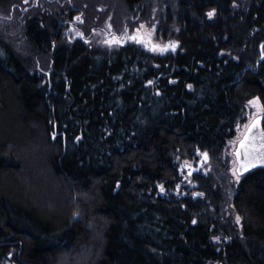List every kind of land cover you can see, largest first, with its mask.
<instances>
[{
    "label": "trees",
    "instance_id": "trees-1",
    "mask_svg": "<svg viewBox=\"0 0 264 264\" xmlns=\"http://www.w3.org/2000/svg\"><path fill=\"white\" fill-rule=\"evenodd\" d=\"M66 1L0 0V264H264V167L234 186L224 154L264 102V0H117L130 24L167 5V54L68 43Z\"/></svg>",
    "mask_w": 264,
    "mask_h": 264
},
{
    "label": "rangeland",
    "instance_id": "rangeland-1",
    "mask_svg": "<svg viewBox=\"0 0 264 264\" xmlns=\"http://www.w3.org/2000/svg\"><path fill=\"white\" fill-rule=\"evenodd\" d=\"M73 0H67L66 2L71 6L70 10L74 11V17L71 22L66 23L65 27L63 29V35L68 43H72L74 41L80 40L83 41L85 44L89 46H100L104 47L107 50L113 51L117 50L120 47L126 45V44H134L137 46H140L145 49H151L155 51L156 54H167L172 51H175L178 49L179 44L176 40H173L174 37H171L170 39H165L164 32L167 25L166 22V6L162 5V8H160L159 5H154V8L151 12V18H146L144 20H141V13L145 14L147 7L145 6V9H141L136 11V14L134 13L132 16L133 19L131 21V24L128 22H123V20H118V17H115L117 14L121 15V13L125 12V9L120 7V2H117V0H104L101 2H104L107 7H101L100 10L102 12H105L107 9L113 10L108 14L110 17L104 24L95 23L93 22L89 16H88V8H85L82 6V2L90 0H81L79 4H75L72 2ZM159 1V0H157ZM25 2V0H24ZM30 2H34L35 4L42 2V0H27V3L25 5H28ZM115 4V5H114ZM119 6V7H118ZM69 10V11H70ZM117 15V16H118ZM105 20V19H104ZM5 22V23H3ZM114 22V24H113ZM151 22V23H150ZM6 24L10 26H18L16 21H11L10 17H2L0 19V25ZM126 24V25H124ZM9 36V38H7ZM171 36V35H170ZM6 41L10 43L12 46L15 47L16 51L19 52L23 57L30 58L32 57V53L29 50L28 45L26 44L25 40L23 39L22 35L19 34V32L10 31L9 34L5 35ZM166 49V50H162ZM36 59V58H35ZM46 61H42L39 58L36 60V66L34 69L37 70H43L45 66ZM253 100V99H252ZM251 100V101H252ZM250 102V101H249ZM247 103L244 109V115L241 118V121H239L237 127H236V136L228 142L227 148L225 150V155L228 157V175L230 179V184H236V186L239 184V182L242 180L244 175H239L237 173L238 170V161L235 155V151L237 150L238 144L240 140L243 138L245 132L248 129V126L259 116L264 117V111L259 110L255 104ZM203 160L202 156L199 157L197 161L193 162H183L181 164V168H183L186 165H189L188 168L181 171L182 175V185L187 188V190H191L195 187L194 182V175H189L190 166H196L198 165L199 161ZM210 162H204L203 167L201 169V173H209L211 170ZM236 169L234 172L233 169ZM237 176H239V179H237ZM234 193V192H233ZM232 193V194H233ZM193 195L198 196L197 191L192 192ZM232 197V196H231ZM232 200V198H231ZM228 207L227 205L225 208ZM230 206L229 208H226V211L230 213ZM236 223L240 225V218L238 219V216L233 215ZM6 264H16L12 260V256H10L9 261Z\"/></svg>",
    "mask_w": 264,
    "mask_h": 264
},
{
    "label": "snow or ice",
    "instance_id": "snow-or-ice-1",
    "mask_svg": "<svg viewBox=\"0 0 264 264\" xmlns=\"http://www.w3.org/2000/svg\"><path fill=\"white\" fill-rule=\"evenodd\" d=\"M25 3H27V0H25ZM214 13L215 10L210 12L209 15H214ZM249 103L255 104L259 110L264 111V102H261L259 97L254 98ZM261 120H264V117H257V119H255L251 125L248 126L249 134L245 137V140L241 145L242 147H246L248 149L246 152L247 161L245 162V160H241L240 162L242 170L254 167L257 163L264 164V125L261 124ZM253 129H259V135H253ZM257 141H259L258 144L256 143ZM257 149H259V151H257ZM204 155L207 156L206 153ZM233 171L235 172L236 169L234 168ZM237 179H239V176H237ZM216 239H218V237Z\"/></svg>",
    "mask_w": 264,
    "mask_h": 264
},
{
    "label": "water",
    "instance_id": "water-1",
    "mask_svg": "<svg viewBox=\"0 0 264 264\" xmlns=\"http://www.w3.org/2000/svg\"><path fill=\"white\" fill-rule=\"evenodd\" d=\"M259 117H263V116H259ZM257 119V118H256ZM261 124H262V120H261ZM249 133H248V130H247V132L244 134V136H243V138L240 140V142H239V144H238V147H237V150L235 151V155H236V158H237V161H238V164H239V166H238V170H237V173L239 174V175H245L246 173H248V172H251V171H254L255 169H257V168H260V167H264V164H259V163H257V164H255V166L254 167H251V168H248L247 170H242V166H241V160H245V162L247 161V157H246V152L248 151V149L246 148V147H242L241 145H242V142H244V140H245V137L248 135ZM252 134L253 135H259V129H253L252 130ZM257 144L259 143V141H257L256 142ZM257 151H259V149H257ZM238 153H239V155H238ZM207 154V153H206ZM202 158H203V160H200L199 161V163H198V166L197 167H195V166H190V171H189V175H192L193 173H197V172H199L200 171V169H202V167H203V164H204V162H209V157H208V155L207 156H205L204 154L202 155ZM189 167V165H186V166H184V168H182V170H184V169H186V168H188Z\"/></svg>",
    "mask_w": 264,
    "mask_h": 264
},
{
    "label": "flooded vegetation",
    "instance_id": "flooded-vegetation-1",
    "mask_svg": "<svg viewBox=\"0 0 264 264\" xmlns=\"http://www.w3.org/2000/svg\"><path fill=\"white\" fill-rule=\"evenodd\" d=\"M250 125H251V124H250ZM247 130H248V129H247ZM246 132H247V131H246ZM246 132H245V133H246ZM197 166H198V165H197ZM195 167H196V166H195ZM199 172H201V169H200V171H199ZM204 173H205V172H203V174H204ZM193 174H194V173H193Z\"/></svg>",
    "mask_w": 264,
    "mask_h": 264
}]
</instances>
